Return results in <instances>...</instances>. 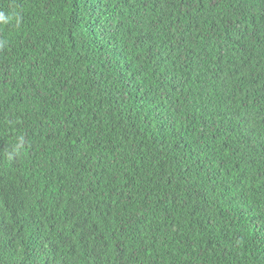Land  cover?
Listing matches in <instances>:
<instances>
[{
  "label": "trees",
  "instance_id": "trees-1",
  "mask_svg": "<svg viewBox=\"0 0 264 264\" xmlns=\"http://www.w3.org/2000/svg\"><path fill=\"white\" fill-rule=\"evenodd\" d=\"M0 15V264H264V0Z\"/></svg>",
  "mask_w": 264,
  "mask_h": 264
},
{
  "label": "clouds",
  "instance_id": "clouds-1",
  "mask_svg": "<svg viewBox=\"0 0 264 264\" xmlns=\"http://www.w3.org/2000/svg\"><path fill=\"white\" fill-rule=\"evenodd\" d=\"M0 19H3L2 15H0ZM22 147H23V137L20 138V142L19 143L14 145V149L18 151Z\"/></svg>",
  "mask_w": 264,
  "mask_h": 264
}]
</instances>
